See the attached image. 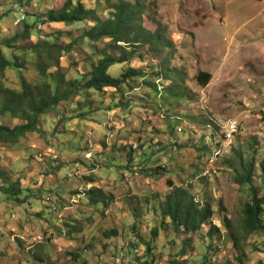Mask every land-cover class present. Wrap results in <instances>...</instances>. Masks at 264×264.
I'll list each match as a JSON object with an SVG mask.
<instances>
[{
  "label": "rangeland",
  "instance_id": "374dc122",
  "mask_svg": "<svg viewBox=\"0 0 264 264\" xmlns=\"http://www.w3.org/2000/svg\"><path fill=\"white\" fill-rule=\"evenodd\" d=\"M64 2L0 0V50L9 56L3 41L38 21L35 42L73 40L61 67L67 80L84 82L98 59L84 23H45ZM132 2L166 48L140 45L109 69L113 77L141 71L118 90L79 89L41 116L40 133L0 144V264H264V234L242 229L248 186L235 181L252 170L260 186L264 169V0ZM19 10L25 20L14 25ZM201 71L210 74L205 86ZM39 78L30 63L0 72L3 86L20 91ZM23 122L0 116L9 127ZM230 124L237 130L227 139ZM168 180L211 203L199 233L163 215ZM98 186L107 198L94 203L86 192Z\"/></svg>",
  "mask_w": 264,
  "mask_h": 264
},
{
  "label": "trees",
  "instance_id": "16d2710c",
  "mask_svg": "<svg viewBox=\"0 0 264 264\" xmlns=\"http://www.w3.org/2000/svg\"><path fill=\"white\" fill-rule=\"evenodd\" d=\"M88 1L65 0L61 8L45 12V23L66 25L84 23L82 36L94 44L95 53H98V59L91 64V69L84 76V82L67 80L61 67L62 55L66 51H72L75 46L73 40L64 45L50 42L48 39L37 42L33 40V37L38 36L40 22L33 21L28 24L26 21L12 36L3 41L5 47L11 50L9 56H5L0 50V72L7 68L18 70L30 63L38 69L40 78L36 83L23 80L21 91L9 89L0 81V116L10 114L24 121L14 127L0 124L1 145L14 146L27 134L40 133L37 122L41 116L51 113L60 103L69 100L75 91L86 89L101 92L107 88L118 90L128 79L139 75L141 73L137 70L139 68L130 67L120 77H113L109 69L116 64L127 63L137 53L136 49L140 45L150 44L166 48L160 31L153 32L144 24L142 7L134 4L132 0H97L98 5L104 3L106 6L104 10L86 5ZM100 45L103 47L100 48ZM127 47L133 49L127 50ZM110 48L123 51L124 56L114 57L108 52ZM196 79L201 86H205L210 80V74L201 71ZM63 87H66L64 91ZM251 172L252 170H248L235 179L238 185L248 186L249 199L242 210V229L248 234H264V169L262 168L260 186L255 183ZM168 183L169 187H174L170 180ZM5 190L12 193L11 188ZM86 194L94 203L99 202L100 198L103 200L107 198L100 186L87 190ZM162 213L172 219L176 230L184 228L185 232L197 234L209 225L214 210L209 201L200 204L190 190L177 186L166 196ZM210 227L211 235L219 229L212 224ZM157 233L158 230L154 229L153 235ZM105 236L111 235L106 233ZM230 237L236 247L237 237L233 231L230 232ZM183 253H186L185 248Z\"/></svg>",
  "mask_w": 264,
  "mask_h": 264
},
{
  "label": "built area",
  "instance_id": "2783aa9c",
  "mask_svg": "<svg viewBox=\"0 0 264 264\" xmlns=\"http://www.w3.org/2000/svg\"><path fill=\"white\" fill-rule=\"evenodd\" d=\"M18 15H19L18 18H16L15 21H14L15 25L21 23L24 20V18H25V14H24V12L22 10L18 11ZM180 130L181 129L179 128V131ZM236 130H237L236 125L235 124H230L229 131L226 134L227 139H229L231 136H233V134L236 132ZM135 251L138 253V250H135Z\"/></svg>",
  "mask_w": 264,
  "mask_h": 264
},
{
  "label": "clouds",
  "instance_id": "9594fccd",
  "mask_svg": "<svg viewBox=\"0 0 264 264\" xmlns=\"http://www.w3.org/2000/svg\"><path fill=\"white\" fill-rule=\"evenodd\" d=\"M25 19V18H24ZM15 25V24H14Z\"/></svg>",
  "mask_w": 264,
  "mask_h": 264
}]
</instances>
